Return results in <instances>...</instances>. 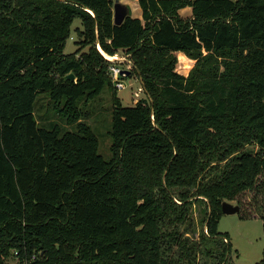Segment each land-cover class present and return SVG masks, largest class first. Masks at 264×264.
<instances>
[{"label":"trees","instance_id":"16d2710c","mask_svg":"<svg viewBox=\"0 0 264 264\" xmlns=\"http://www.w3.org/2000/svg\"><path fill=\"white\" fill-rule=\"evenodd\" d=\"M114 1L0 0V264H230L221 204L264 187V0H132L140 17L119 26ZM75 19L87 50L65 54ZM118 51L146 96L130 107L102 54ZM105 88L108 161L79 107ZM39 93L75 131L38 125Z\"/></svg>","mask_w":264,"mask_h":264},{"label":"rangeland","instance_id":"374dc122","mask_svg":"<svg viewBox=\"0 0 264 264\" xmlns=\"http://www.w3.org/2000/svg\"><path fill=\"white\" fill-rule=\"evenodd\" d=\"M121 3L127 6L131 17H140V9L136 1L122 0ZM186 12H189L188 8L182 10L180 15L184 17L187 15ZM76 29H81L79 19H75L71 25L70 37L67 39L64 47L65 54L74 53L78 50H80V52H85L87 50V47L81 48ZM177 58L178 63L176 71L186 75L194 61L190 60L182 53L177 54ZM105 59L111 63L109 68L114 66L120 70H127L130 72L133 69L132 62L128 60L127 55L122 51H118L113 57L106 55ZM125 59L128 62H126ZM127 65H130V68H128ZM108 76L110 77L109 69ZM122 83L124 85L123 89L117 90L115 87L114 88L117 90L118 98L123 106L130 107L136 104L138 100L146 97L138 76L133 74H129L127 77L124 76L122 78ZM79 107L82 111V118L80 121L87 124L96 135L99 144L98 153L104 160L108 161L111 157V152L109 150L111 144L109 132L111 130L112 110L111 93L109 89H103L96 98L90 100L88 103L84 104L79 102ZM34 117L39 126L48 128L53 124H57L63 131H75L74 124H67L59 114L52 109L49 97L45 93H39L36 97ZM247 149L255 151L257 148L256 146H248ZM262 191L263 192L256 193H254V191L250 193L247 192L242 195L240 206L235 201L229 202L232 205H238L240 213L244 216L253 217L256 214L260 218H240L237 213L234 215H223L219 220V233H226L229 236V242L231 244L230 264H257L262 258V253L264 251V229L261 217L264 216V187ZM204 207V203L202 202H197L191 207V216L194 221L193 233L184 232V226H181L179 229L180 232H184V237L188 238L191 244H198L199 235L202 230L206 233L203 215ZM200 247V249L204 251V246L200 245ZM164 255H172L177 258L178 252L177 249L174 248L171 252L166 251ZM196 259L197 264L218 263L217 254H215L214 257H207L204 254L198 253ZM5 264H17V262L14 257H9L5 261Z\"/></svg>","mask_w":264,"mask_h":264},{"label":"water","instance_id":"95a60500","mask_svg":"<svg viewBox=\"0 0 264 264\" xmlns=\"http://www.w3.org/2000/svg\"><path fill=\"white\" fill-rule=\"evenodd\" d=\"M112 20L113 24L116 26H119L123 23L124 19L129 16V10L127 6L123 3H121L119 0H115L112 7ZM121 75L127 77L130 74V71L127 70H121ZM139 74V72H138ZM68 80L73 79V74H68L66 76ZM240 208L238 205H232L231 203L224 201L221 204V211L223 215H234L239 212Z\"/></svg>","mask_w":264,"mask_h":264},{"label":"built area","instance_id":"2783aa9c","mask_svg":"<svg viewBox=\"0 0 264 264\" xmlns=\"http://www.w3.org/2000/svg\"><path fill=\"white\" fill-rule=\"evenodd\" d=\"M98 50H100L99 47H98ZM103 56L106 58V56L104 54H103ZM125 61L128 62L126 59H125ZM127 66H128V68H130V65H127ZM120 72H121V70L117 67L112 66L109 68V75H110L111 81L117 90H121L124 88V85L122 83V78L124 76L121 75Z\"/></svg>","mask_w":264,"mask_h":264},{"label":"bare ground","instance_id":"6f19581e","mask_svg":"<svg viewBox=\"0 0 264 264\" xmlns=\"http://www.w3.org/2000/svg\"><path fill=\"white\" fill-rule=\"evenodd\" d=\"M104 54V53H103ZM105 55V54H104ZM106 56V55H105Z\"/></svg>","mask_w":264,"mask_h":264}]
</instances>
